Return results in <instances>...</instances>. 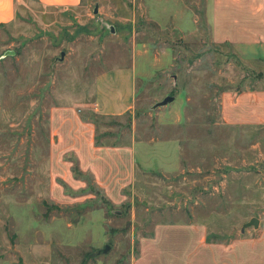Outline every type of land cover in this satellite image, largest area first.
I'll list each match as a JSON object with an SVG mask.
<instances>
[{"label": "rangeland", "instance_id": "374dc122", "mask_svg": "<svg viewBox=\"0 0 264 264\" xmlns=\"http://www.w3.org/2000/svg\"><path fill=\"white\" fill-rule=\"evenodd\" d=\"M207 5L81 0L60 9L30 0L0 27V264H130L158 223H205L229 241L253 232L240 231L251 218L264 223V125H226L219 109L223 90L264 87V62L213 42ZM131 65L130 112L82 109L97 75ZM69 105L95 121L98 138L143 143L123 204L89 179L77 203L48 195L49 117ZM167 140L180 150L172 171L161 161L173 150L145 149Z\"/></svg>", "mask_w": 264, "mask_h": 264}, {"label": "crops", "instance_id": "0c3cea01", "mask_svg": "<svg viewBox=\"0 0 264 264\" xmlns=\"http://www.w3.org/2000/svg\"><path fill=\"white\" fill-rule=\"evenodd\" d=\"M34 1L44 8L60 9L75 8L81 3V0ZM25 2L30 0H0V27L12 23L20 12L19 4ZM207 13L213 42L229 44L244 62L264 61V0H208ZM136 77L134 65L100 73L94 80L92 103L82 109L90 107L95 117L130 112L135 104ZM219 109L226 125H264V87L224 90ZM95 124L70 105L54 108L50 113L48 195L58 204L87 198L78 193L85 189L86 181L73 176L74 164L91 176L111 204L121 205L126 200L125 192L134 177L136 153H141L138 146L143 143H109L103 137V145H96ZM145 149L150 153L173 150L163 155L165 160L161 163L168 171L177 169L180 150L176 140L148 144ZM172 160L176 161L174 165L169 162ZM64 187L76 194L65 193ZM57 193L61 199L56 198ZM229 240L211 237L205 223H158L150 235L139 240L138 253L130 264H264V223L259 221L253 232Z\"/></svg>", "mask_w": 264, "mask_h": 264}, {"label": "trees", "instance_id": "16d2710c", "mask_svg": "<svg viewBox=\"0 0 264 264\" xmlns=\"http://www.w3.org/2000/svg\"><path fill=\"white\" fill-rule=\"evenodd\" d=\"M224 44H227V43H224ZM227 45H229V44H227ZM230 46V45H229ZM236 56V55H235ZM237 57V56H236ZM238 58V57H237ZM239 59V58H238ZM240 60V59H239ZM242 61V60H241ZM264 62V61H263ZM224 91V90H223ZM222 91V92H223ZM221 92V93H222ZM93 122L95 123V121L93 120ZM103 137H105V136H103ZM102 137V138H103ZM97 138V140L95 141V144L96 145H103V141H101V137L100 138H98V137H96ZM71 172H72V174H73V176L75 177V178H78V179H83V180H85L86 181V187H85V189H82L81 191H79L78 193H83V192H85L86 191V189L88 188V186H87V179H89V180H92V178H91V176L90 175H87V174H84V173H82L80 170H79V168H78V166L76 165V164H74L73 165V167H72V169H71ZM92 183H93V181H92ZM64 190H65V193H67V194H71V195H75L76 193L75 192H72V191H70L67 187H64Z\"/></svg>", "mask_w": 264, "mask_h": 264}, {"label": "water", "instance_id": "95a60500", "mask_svg": "<svg viewBox=\"0 0 264 264\" xmlns=\"http://www.w3.org/2000/svg\"><path fill=\"white\" fill-rule=\"evenodd\" d=\"M96 11H97V9L95 8L94 9V13H96ZM173 99H174L173 97L167 96L161 102L157 103V106H165L168 103L172 102ZM258 225H259V220L257 218H255V217H253V218H251L249 221H247L246 223H244L241 226L240 231L243 232L246 228H249V227H253L254 229H257L258 228ZM109 250H110V247L109 246H105L103 249L99 250L98 253L105 254Z\"/></svg>", "mask_w": 264, "mask_h": 264}]
</instances>
